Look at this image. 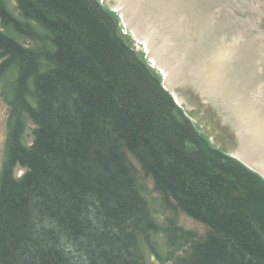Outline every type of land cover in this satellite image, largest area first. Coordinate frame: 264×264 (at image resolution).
Wrapping results in <instances>:
<instances>
[{
  "label": "trees",
  "instance_id": "1",
  "mask_svg": "<svg viewBox=\"0 0 264 264\" xmlns=\"http://www.w3.org/2000/svg\"><path fill=\"white\" fill-rule=\"evenodd\" d=\"M17 1L47 35L32 50L4 38L21 78L0 174V264H153L161 223L128 154L168 206L212 230L195 241L174 225L168 260L264 264V176L199 133L101 1Z\"/></svg>",
  "mask_w": 264,
  "mask_h": 264
},
{
  "label": "water",
  "instance_id": "2",
  "mask_svg": "<svg viewBox=\"0 0 264 264\" xmlns=\"http://www.w3.org/2000/svg\"><path fill=\"white\" fill-rule=\"evenodd\" d=\"M101 1L126 22L203 135L264 173V0ZM187 85L218 105L235 138Z\"/></svg>",
  "mask_w": 264,
  "mask_h": 264
},
{
  "label": "rangeland",
  "instance_id": "3",
  "mask_svg": "<svg viewBox=\"0 0 264 264\" xmlns=\"http://www.w3.org/2000/svg\"><path fill=\"white\" fill-rule=\"evenodd\" d=\"M100 4L108 11V13L114 19L117 20L121 34L124 36L127 43L139 55H141L144 61L149 65V67L153 69V71L161 77L162 84L164 87H166L167 84H166V80L164 76H161L157 68L152 64V62H150V58L145 52V50H138L134 37L127 36V28H126V25L123 19L120 16H118L113 10H111L102 1L100 2ZM37 29L39 31L38 35H34L32 37L22 36V35H8V36L12 39L19 40L21 43H24V42L29 43L28 41L32 42L33 45L35 43L34 48H36L39 44L38 43L39 35L43 37L47 35L46 32L42 28L38 27ZM45 39H46L45 47L48 50H51L52 44L47 40V37H45ZM5 107H6L5 103H0V174H1L2 166H3V162L5 159L6 139H7V136L4 130V124H3V120H4L3 111ZM180 107L182 108L186 116L192 120V122L194 123V126L199 131V133L203 135L202 131L198 127L197 123L195 122V120L193 119L192 115L190 114V112L188 111L187 107L185 106L183 102L182 104H180ZM204 137H206L210 141L213 147L221 150L222 152H225L227 155L231 157H234V158L236 157V153L224 150V144H215L213 136H204ZM32 142H33V139H30V143ZM128 157L135 168L136 176L138 177L142 186L145 187L147 191V197L150 200L151 204L153 205L157 213V216L159 218V221L161 223L160 234L155 235L152 238L154 242V246L156 247V253L152 254V263L153 264H170L171 262L167 259V254L171 253V250L168 249V245H169V241L171 242L173 240L170 229L173 228L174 225H176L178 228H182L187 233L193 235L195 237V241L205 240L211 234L212 230L208 226L196 221L195 219L186 215L181 210L177 209L173 201H170V206H168L166 204L164 195H162V193L157 191L155 182L153 181V179L142 170L140 164L135 160V158L132 155L128 154ZM27 172H28L27 169L17 167L15 169L14 175L17 178H21ZM262 174L264 175V173ZM179 234H180V236H178L179 239L173 242L174 247L179 245L180 242L182 241L181 235L183 233L180 232ZM175 253L177 256H179L183 254V251L178 249V250H175Z\"/></svg>",
  "mask_w": 264,
  "mask_h": 264
},
{
  "label": "flooded vegetation",
  "instance_id": "4",
  "mask_svg": "<svg viewBox=\"0 0 264 264\" xmlns=\"http://www.w3.org/2000/svg\"><path fill=\"white\" fill-rule=\"evenodd\" d=\"M38 27L37 22L29 20L24 15L21 5L17 0H0V103L6 104L3 111V124L6 136H8L9 132V121L13 112V103L17 97L16 90L21 78V68L12 59V53H9L10 50L6 48L4 38H10L8 35L32 37L38 35ZM12 40L22 45L25 50H32L35 46V43L33 45L30 41H28L29 43H21L19 40ZM187 87H189V90H192L196 97L203 98L201 103L203 107L210 110L216 116H219L218 118H220L222 123L231 128V124L221 114L216 103L214 104L198 87L193 85H187ZM231 136L236 137L233 128H231ZM169 261L171 262L170 264L174 263L171 260Z\"/></svg>",
  "mask_w": 264,
  "mask_h": 264
},
{
  "label": "bare ground",
  "instance_id": "5",
  "mask_svg": "<svg viewBox=\"0 0 264 264\" xmlns=\"http://www.w3.org/2000/svg\"><path fill=\"white\" fill-rule=\"evenodd\" d=\"M124 21V20H123ZM125 22V21H124ZM125 25H126V22H125ZM150 62H152L151 61V59H150ZM152 64H153V62H152ZM154 65V64H153ZM155 66V65H154ZM164 78H165V80H167V76H164ZM166 87H167V85H166ZM168 89V92L171 94V95H173L175 98H176V100L178 101V103L179 104H182V99L180 98V96L178 95V93H177V91L176 90H173V89H170V88H167ZM262 175V174H261Z\"/></svg>",
  "mask_w": 264,
  "mask_h": 264
}]
</instances>
